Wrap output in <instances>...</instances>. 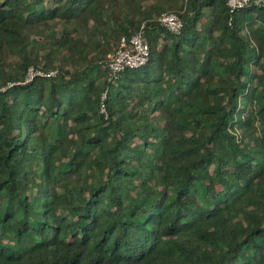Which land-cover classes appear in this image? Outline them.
<instances>
[{"label":"trees","instance_id":"obj_1","mask_svg":"<svg viewBox=\"0 0 264 264\" xmlns=\"http://www.w3.org/2000/svg\"><path fill=\"white\" fill-rule=\"evenodd\" d=\"M0 264H264V2L0 0Z\"/></svg>","mask_w":264,"mask_h":264},{"label":"built area","instance_id":"obj_2","mask_svg":"<svg viewBox=\"0 0 264 264\" xmlns=\"http://www.w3.org/2000/svg\"><path fill=\"white\" fill-rule=\"evenodd\" d=\"M261 4L264 0H227L231 10L244 7L248 3ZM160 21L175 33H180L184 26L183 19L174 11H165L159 17ZM150 56V46L144 37V28L141 27L130 36L122 35L119 45L108 63V79H115L124 69L136 68L144 65ZM56 69H42L30 66L25 81L32 80L36 75L54 76ZM106 97V92L102 95ZM106 105L102 102L101 110L106 112Z\"/></svg>","mask_w":264,"mask_h":264}]
</instances>
